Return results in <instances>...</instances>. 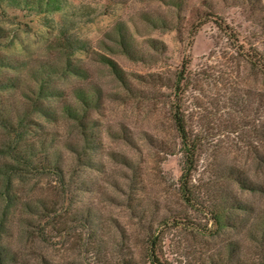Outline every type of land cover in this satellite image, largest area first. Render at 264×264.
<instances>
[{
  "label": "rangeland",
  "instance_id": "1",
  "mask_svg": "<svg viewBox=\"0 0 264 264\" xmlns=\"http://www.w3.org/2000/svg\"><path fill=\"white\" fill-rule=\"evenodd\" d=\"M59 2L57 10L38 12L0 0V57L15 64L0 66V79H19L0 89V164L16 167L4 238L18 264H151L152 234L168 264H264V239L248 227L264 210L263 194L238 191L255 209L242 214L239 227L216 229L198 204L207 190H236L217 181L223 164L264 184V71L245 60V53L264 57V0ZM118 24L140 58H129L110 38ZM101 55L120 67L126 84ZM183 64L178 99L188 131L203 145L193 173L195 206L180 190V155L170 154L178 144L172 102ZM36 69L44 72L35 77ZM79 88L100 96L89 112L93 148L81 158L65 149L66 142H82L61 111ZM54 153L64 183L45 164ZM25 154L35 169L14 160ZM40 207L55 212L52 228L41 230L48 242L31 236L38 235L31 211ZM80 210L96 215L97 234L75 222Z\"/></svg>",
  "mask_w": 264,
  "mask_h": 264
},
{
  "label": "trees",
  "instance_id": "2",
  "mask_svg": "<svg viewBox=\"0 0 264 264\" xmlns=\"http://www.w3.org/2000/svg\"><path fill=\"white\" fill-rule=\"evenodd\" d=\"M11 6L17 8H29V10H34L38 12H46V11H54L57 10L60 6L59 0H8ZM221 21H216L217 26H222ZM1 34V32H0ZM2 36V35H0ZM112 40L117 44L118 48H120L123 53H125L131 59H138V53L134 48V44L131 40V35L126 30L122 24H118L115 28V31L112 35H109ZM235 39V38H234ZM237 42L238 40L235 39ZM70 47V44H68ZM153 47H158L159 43L157 41H152ZM238 48L240 52H246L243 46H239ZM248 52V51H247ZM246 57V58H245ZM245 60H247L252 66L258 67L264 71V57L262 55H258L257 53L250 54L245 53ZM101 60L106 65H108L115 76L126 84V79L123 71L120 67L110 58L101 55ZM15 65L10 61L5 60L0 57V66H9ZM20 65L14 66L17 68ZM69 66V65H68ZM46 68V67H44ZM72 70H77V67H73ZM182 70L180 71L178 81L175 82L174 90H175V100L172 102V118H173V128L176 133V138L178 144L175 149H171L170 154H179V167H180V190L184 200L190 204L194 205V201L196 198L199 199L198 193L195 192L193 186V173L197 171L198 164L200 160V153L202 151V141L190 134L188 131L187 121L185 119L184 113L181 109V103L178 99L179 96V88L182 82V79L185 78L187 65L183 64ZM69 69V68H68ZM71 70V69H69ZM40 72H44L43 69L39 70ZM37 69L34 72V76L41 75ZM38 73V74H37ZM36 74V75H35ZM19 79L14 77H6L0 79V89L3 88H11L16 87L18 85ZM34 80V79H33ZM50 91H44L43 88H40L39 94L48 97ZM39 95V96H42ZM38 103L34 105L35 108H38ZM100 104V96L97 95L94 91L85 90V89H76L75 97L72 101H66L61 106L62 114L65 118L69 120H73L74 124L77 128V137L81 140V144H76L72 142L65 143V149L69 150V153L76 154L77 158L83 157L84 153L87 149H92L91 145L94 140L92 138V133L88 131L93 127L92 122L89 119V112L92 109L98 108ZM14 160L17 162H22L25 166H29V168H34L32 155H23V156H14ZM123 161H126L125 158H122ZM45 164L47 165V169L59 178L61 182L64 183V164L62 163V159L60 154L54 153L50 157L44 159ZM259 164L264 167V156L259 157ZM16 175V167L11 163H3L0 164V200L4 204V210L0 214V264H18V256L16 255V250L12 248L10 243L5 241V233H6V223L4 220V215L9 213L13 206L14 202V194L12 190V185L14 181V177ZM216 179L218 182H227L230 184H234L236 187L235 191H231L230 194L224 188L216 189V190H207L204 192V196L200 199L204 201L198 202V204L203 205L205 211L209 214L210 220L213 223V227L216 229H220L223 227H239L243 224L244 215L246 214L251 216L254 214L255 209L251 203H249L246 199L242 198L238 191L247 194H263L264 195V184L255 182L251 179L250 175L245 172L243 169L233 165H221V167L216 171ZM213 189V188H212ZM215 192V193H214ZM27 207H29L27 205ZM30 210V209H29ZM237 216H234L235 213ZM34 213L33 216H37L36 220L34 219L31 222V225L36 228V233L38 235L31 236H40V240L43 242H48V238L42 236V231H46L47 228L51 227V220L53 218V212L48 210L47 208L41 207L36 211H31ZM92 213V212H91ZM89 210H80L75 214V222L83 225H90L91 230L96 232V215L91 214ZM242 215V216H241ZM255 219L249 224V234L254 236L257 241H262L264 239V210L261 214H255ZM37 221V222H36ZM44 223V227L41 228L40 224ZM38 224V225H37ZM42 230V231H41ZM92 231V232H93ZM27 232V231H24ZM41 232V233H40ZM93 232V233H94ZM156 240L157 236L152 234L148 235V248L146 255L151 264H168L159 259V253L156 251ZM49 241L52 242L51 237ZM232 251V248H230ZM125 264H135L131 260H127Z\"/></svg>",
  "mask_w": 264,
  "mask_h": 264
}]
</instances>
